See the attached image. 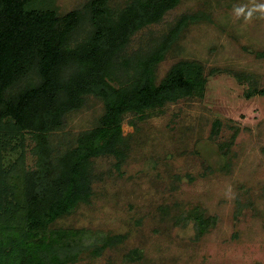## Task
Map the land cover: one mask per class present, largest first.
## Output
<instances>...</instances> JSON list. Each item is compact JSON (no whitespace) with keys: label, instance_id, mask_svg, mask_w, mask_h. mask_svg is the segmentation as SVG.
Here are the masks:
<instances>
[{"label":"rangeland","instance_id":"obj_1","mask_svg":"<svg viewBox=\"0 0 264 264\" xmlns=\"http://www.w3.org/2000/svg\"><path fill=\"white\" fill-rule=\"evenodd\" d=\"M89 1L51 0L48 6L64 15ZM254 3L264 0H180L160 23L131 38L128 52L148 50L186 18L157 65V80L189 61L203 66L207 84L203 97L180 98L144 118L127 114L124 160L93 158V195L54 228L85 232L84 244L106 236L123 240L99 256L84 251L75 264H264V95L247 96L250 87L264 89V19L257 13L246 22L233 11ZM104 113V101L93 95L69 113L48 136L51 161L75 148ZM11 144L18 148L4 152L5 166L23 152L26 168H37L31 133ZM196 207L216 219L203 235L183 218Z\"/></svg>","mask_w":264,"mask_h":264},{"label":"trees","instance_id":"obj_2","mask_svg":"<svg viewBox=\"0 0 264 264\" xmlns=\"http://www.w3.org/2000/svg\"><path fill=\"white\" fill-rule=\"evenodd\" d=\"M51 0H0V264H75L84 251L99 256L122 236L85 241V232L55 223L93 195V158L124 160L127 114L144 118L180 98L203 97V66L180 61L158 82L156 69L177 42L186 18L153 41L148 50L127 51L141 29L160 23L180 0H90L60 15ZM237 79L244 82V78ZM249 79V77H247ZM264 95L250 87L247 96ZM104 101L96 128L79 135L77 146L57 163L48 136L80 110L88 96ZM32 134L37 168L20 153L8 167L11 140ZM12 147V148H10ZM11 151V152H9ZM203 235L216 219L196 207L183 217Z\"/></svg>","mask_w":264,"mask_h":264},{"label":"clouds","instance_id":"obj_3","mask_svg":"<svg viewBox=\"0 0 264 264\" xmlns=\"http://www.w3.org/2000/svg\"><path fill=\"white\" fill-rule=\"evenodd\" d=\"M237 18L243 17L246 22L251 21L255 14L259 13L256 18L264 19V3H254L252 7L234 6L233 9Z\"/></svg>","mask_w":264,"mask_h":264}]
</instances>
